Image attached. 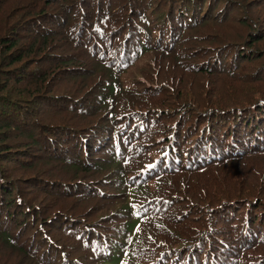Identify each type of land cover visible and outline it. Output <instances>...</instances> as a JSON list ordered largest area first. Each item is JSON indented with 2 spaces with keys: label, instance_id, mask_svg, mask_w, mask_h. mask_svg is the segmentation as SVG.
I'll use <instances>...</instances> for the list:
<instances>
[{
  "label": "trees",
  "instance_id": "trees-1",
  "mask_svg": "<svg viewBox=\"0 0 264 264\" xmlns=\"http://www.w3.org/2000/svg\"><path fill=\"white\" fill-rule=\"evenodd\" d=\"M0 264H264V0H0Z\"/></svg>",
  "mask_w": 264,
  "mask_h": 264
}]
</instances>
